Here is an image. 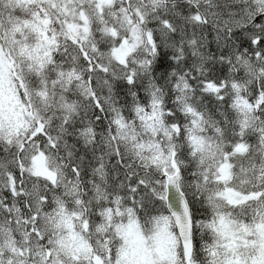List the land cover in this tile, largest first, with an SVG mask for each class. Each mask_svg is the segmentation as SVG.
Masks as SVG:
<instances>
[{"label": "snow or ice", "instance_id": "obj_1", "mask_svg": "<svg viewBox=\"0 0 264 264\" xmlns=\"http://www.w3.org/2000/svg\"><path fill=\"white\" fill-rule=\"evenodd\" d=\"M0 264H264V0H0Z\"/></svg>", "mask_w": 264, "mask_h": 264}]
</instances>
